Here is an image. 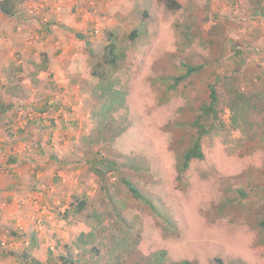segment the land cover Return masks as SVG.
<instances>
[{"label":"rangeland","instance_id":"1","mask_svg":"<svg viewBox=\"0 0 264 264\" xmlns=\"http://www.w3.org/2000/svg\"><path fill=\"white\" fill-rule=\"evenodd\" d=\"M175 1L180 8L166 0H21L15 16L0 12V123L3 115L15 126L22 114L15 129L44 156L32 175L42 198L28 205L35 228L2 226V260L27 264L26 236L35 231L40 264H62L68 251L73 264H264V112L252 116L261 125L253 139L231 127L222 105L226 130L204 139V161L182 177L178 170L210 83L221 101L226 86L264 93V0ZM111 41L114 68L104 64ZM101 64L129 93L116 115L127 130L115 143L92 139ZM184 65L204 70L175 84ZM100 156L116 159L156 211L117 173L104 189L91 169ZM74 197L87 203L81 213Z\"/></svg>","mask_w":264,"mask_h":264},{"label":"trees","instance_id":"2","mask_svg":"<svg viewBox=\"0 0 264 264\" xmlns=\"http://www.w3.org/2000/svg\"><path fill=\"white\" fill-rule=\"evenodd\" d=\"M170 7L180 8V5L175 0H166ZM21 0H0V12L8 17H13L19 10ZM80 38H84L79 35ZM136 37L135 33L132 35ZM117 50L115 43L111 41L108 46L109 61L104 64H111L114 68L117 64L119 57L117 56ZM101 64L98 66L99 69L94 71V77L99 81L96 87V97L100 102V106L92 111L93 117V128H92V139L96 143H115L121 135L126 132L127 126L122 118H117L116 115L126 107L127 99L129 96L128 90L123 88L119 81L113 80L111 74L105 71V65ZM32 66H34L32 64ZM186 72L182 77L176 79L178 84L181 79H188L190 76L199 74L204 70L203 65L191 66L184 65ZM47 70V67H42L40 71ZM114 70V69H113ZM39 72V71H38ZM113 72V71H112ZM229 91L227 99L221 101L220 93L217 85L209 84V100L206 104L201 106L200 114L193 123L195 129V136L192 145L183 154L180 166H179V177H182L190 168L193 161H204L205 154L203 151L204 139L214 132L224 131L227 125L223 119V108L222 105L230 113V125L235 130H241L244 135H249L252 132V136L255 139V129L261 127L260 124H256L252 120V116L255 113L264 112V93L259 92L254 96H248L242 94L239 90L233 87L226 86ZM259 101V102H256ZM8 109V108H7ZM6 107H2V112H6ZM264 128V123H263ZM264 133V129H262ZM120 164L114 158L100 156L95 158L91 162L92 172L98 177L101 185L104 189L107 188L106 180L110 174L117 173L120 175V182L125 185L129 193L137 200L143 201L147 204L153 212L156 211L155 206L151 201L143 195L138 187L132 182V180L123 177L119 171ZM122 176V177H121ZM86 201L74 197V201L71 203V208L76 213H81L86 209ZM15 236H20L18 233H13ZM85 236V235H82ZM88 236V235H87ZM30 248L25 251L22 255L24 261L29 264H40L41 261L35 259L32 253L39 247L38 244V233L33 231L30 236ZM59 260L62 264H73L72 253L68 251L66 255H60ZM175 264H195L191 261H182Z\"/></svg>","mask_w":264,"mask_h":264},{"label":"crops","instance_id":"3","mask_svg":"<svg viewBox=\"0 0 264 264\" xmlns=\"http://www.w3.org/2000/svg\"><path fill=\"white\" fill-rule=\"evenodd\" d=\"M21 116L22 114L17 119L18 121H15L17 122L15 126L10 125V117L8 119L3 115L1 117L0 158L2 172H0V236L1 231L5 227L12 228L13 230L19 229V232H27L34 229L35 219H37L36 215L38 214H36L37 212L30 211L28 205L32 198L35 199L42 196V193L32 187L35 183V177L32 175L35 173L33 171L35 166H41L38 160L41 161L39 158L43 155L39 154V151L34 154V145L31 142H27V135L22 134L20 136L17 132L18 129H15L19 121L23 119ZM31 147L33 148L30 149ZM25 151L33 152V156L28 157L29 154ZM7 158L10 160V165L6 166L7 161L5 159L7 160ZM39 214H46V212L44 211L42 214ZM28 245L30 246V244ZM32 256L39 261L46 258L43 257V250L40 246L32 253ZM14 260L15 258L2 260V257H0V264H20Z\"/></svg>","mask_w":264,"mask_h":264},{"label":"built area","instance_id":"4","mask_svg":"<svg viewBox=\"0 0 264 264\" xmlns=\"http://www.w3.org/2000/svg\"><path fill=\"white\" fill-rule=\"evenodd\" d=\"M1 159V158H0ZM0 172H2V168H1V166H0ZM42 212H44V211H42Z\"/></svg>","mask_w":264,"mask_h":264}]
</instances>
